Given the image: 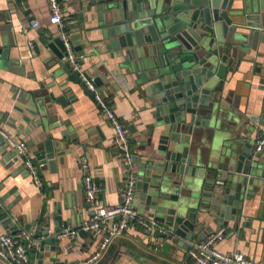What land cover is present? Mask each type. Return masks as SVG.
Returning <instances> with one entry per match:
<instances>
[{"label":"crops","instance_id":"0c3cea01","mask_svg":"<svg viewBox=\"0 0 264 264\" xmlns=\"http://www.w3.org/2000/svg\"><path fill=\"white\" fill-rule=\"evenodd\" d=\"M88 2L60 0L65 30L70 36L80 34V44L75 45V50L80 55L81 71L96 78L102 95L129 131L135 155L148 162L158 161V133L152 134L155 118L145 85L138 84L135 75L123 67L124 61L118 53L107 48L98 16L93 15L94 7ZM50 15L49 0H0V48L8 51V59L0 60V124L27 141L40 180L36 182L27 168H22L21 157L9 163L4 161L10 148L6 146L0 152V197L6 196L4 204L8 208H4L10 212L16 232L36 221V226H49L54 234L65 227H75L94 214L84 192V171L80 165L83 155L101 186L98 199L103 203L119 204L126 186L123 157L114 144L115 128L94 96L85 93L87 88L81 80L70 81L69 73L63 70L66 65L62 66L49 45L61 33L59 25L49 22ZM260 15L264 17V11ZM33 20H39L40 27H34ZM259 52L262 56L255 52L247 54L235 72L228 73L224 96L228 94L230 99L222 102L223 111L214 118L211 127L204 128L202 146L210 163L216 162V155L239 126L243 125L242 137L253 144L262 135L264 121L253 118L260 117L264 107V44H259ZM17 92L31 94L41 105L45 118L40 125L32 128L41 116L19 110L27 108L28 102L20 103ZM23 114L31 117V123L23 120ZM19 125L23 128L21 132ZM47 140L60 144L59 148L55 147V152L60 153L54 159L55 169L39 159ZM134 204L139 206V214L152 218L141 209L138 199L135 198ZM2 214L0 236L8 234ZM263 214L260 195L244 200L237 212L238 220L222 227L227 229V235L217 248L264 261V241L259 231ZM59 217L63 221L60 228ZM203 222L205 227L213 228L211 232L204 230L207 236L220 229L217 218ZM36 226L29 231L35 234ZM57 241V244H45L42 249L34 243L31 258L37 259L38 264L41 256L43 264H78L86 262L97 248V241L85 232L75 237L63 236ZM189 252L162 238L157 231L133 223L112 241L100 259L89 264H191Z\"/></svg>","mask_w":264,"mask_h":264},{"label":"water","instance_id":"95a60500","mask_svg":"<svg viewBox=\"0 0 264 264\" xmlns=\"http://www.w3.org/2000/svg\"><path fill=\"white\" fill-rule=\"evenodd\" d=\"M88 4L98 16L107 48L118 53L123 67L135 75L138 84L145 85L150 97L155 118L152 134L158 133L160 160L148 162L135 155L139 164L135 198L164 227L157 231L160 236L190 250L194 239L207 236L204 230H213L205 227V219L217 218V227L222 228L238 220L244 200L260 195L264 204V153H257L256 144L242 137L243 125L218 152L216 162H208L202 146L204 128L211 127L223 111L222 102L230 99L228 94L224 96L228 73L233 74L247 54L262 56L264 0H89ZM70 38L74 46L80 44V34ZM49 45L64 66V40L57 36ZM3 59H8V51L0 48ZM70 69L63 67L69 80L78 83L80 71ZM85 93L93 96L87 89ZM16 96L20 103L28 102L27 108H19L21 112L41 116L32 128L40 125L45 118L41 105L27 92ZM253 119L264 121V107L262 115ZM23 120L32 121L28 114H23ZM22 130L19 125L18 131ZM0 145H4L0 152L6 150L2 139ZM55 147L60 144L47 140L39 154L42 163L48 162L52 169L60 155ZM16 157L10 151L4 161ZM5 199L0 197L1 218L8 234H14L16 226L5 210ZM260 219L264 241V214ZM57 222L62 227L61 217ZM36 225L34 221L23 229L29 231ZM36 227L41 249L45 244H57L49 226ZM39 264H43V256Z\"/></svg>","mask_w":264,"mask_h":264},{"label":"built area","instance_id":"2783aa9c","mask_svg":"<svg viewBox=\"0 0 264 264\" xmlns=\"http://www.w3.org/2000/svg\"><path fill=\"white\" fill-rule=\"evenodd\" d=\"M51 15L49 22L59 25L61 28L60 37L64 40L66 55L63 63L72 70L80 71V80L93 93V96L101 108L106 113L109 121L113 124L116 135L114 138L115 147L120 151L124 161L127 174L126 186L122 200L117 205H108L98 199L101 186L90 172L89 160L86 156L80 157V165L84 171L83 186L86 201L93 209L94 214L87 220L82 221L75 227H65L62 231L55 233L60 239L63 236L75 237L80 233H87L92 239L97 241V248L86 262L78 264H89L100 259L109 248L112 241L122 235L128 227L135 223L142 229L148 231H163L164 227L155 219L144 217L135 208L136 182L138 179V168L135 161V153L132 148L131 136L127 128L119 119L114 110L110 107L106 98L98 86L95 77L81 71L80 55L76 52L73 40L64 28L63 14L64 8L60 0H49ZM34 27H40L39 20H33ZM264 130V129H263ZM0 138L4 141L10 151L16 152L21 157L24 165L36 182H40L37 168L30 156L28 143L18 135L11 133L0 124ZM264 149V131L256 142L255 151L261 152ZM227 229L220 228L210 233L205 238L192 242L190 249L191 264H264V261H254L242 252L234 251L230 253L222 252L217 245L226 238ZM39 245L35 234L30 231L20 229L14 234H2L0 236V262L3 264H38L37 259L32 262L30 251L33 244ZM38 255V252H37ZM38 257V256H36Z\"/></svg>","mask_w":264,"mask_h":264}]
</instances>
